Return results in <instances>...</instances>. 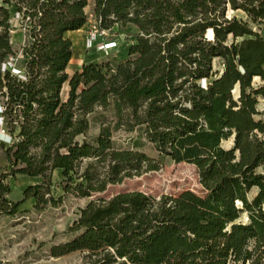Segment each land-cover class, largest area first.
<instances>
[{
    "label": "trees",
    "instance_id": "obj_1",
    "mask_svg": "<svg viewBox=\"0 0 264 264\" xmlns=\"http://www.w3.org/2000/svg\"><path fill=\"white\" fill-rule=\"evenodd\" d=\"M90 1L0 0V132L12 140L0 142L7 158L0 217H17L28 200L40 210L59 207L62 197L51 194L59 170L65 195L89 203L70 229L74 237L51 247L55 258L264 264V35L254 28L264 24V0H93L103 29L138 31L126 61L85 62L71 76L74 43L65 35L86 27ZM229 9L243 16L229 18ZM17 14L23 43L13 34ZM96 122L101 127L91 139ZM119 129L139 130L160 155L197 167L204 195L106 197L158 169L146 153L116 147ZM17 175L41 181L14 202L8 181Z\"/></svg>",
    "mask_w": 264,
    "mask_h": 264
},
{
    "label": "rangeland",
    "instance_id": "obj_2",
    "mask_svg": "<svg viewBox=\"0 0 264 264\" xmlns=\"http://www.w3.org/2000/svg\"><path fill=\"white\" fill-rule=\"evenodd\" d=\"M91 2V1H90ZM89 2V6L90 5ZM86 8L91 17L93 11ZM229 18L241 17L242 12H227ZM264 35V24L254 25ZM133 25L125 27H114L108 35L98 42L94 49H86V33L75 38L74 64L70 67V73L78 69L77 65L82 61L111 62L117 65L119 62L126 61L128 50L134 42L133 36L137 32ZM24 32L18 31L14 34L17 41H24ZM113 43L110 49L105 50L106 44ZM83 64V63H82ZM259 80H257L258 82ZM68 87L63 88L64 98L67 96ZM0 100H3L0 98ZM258 106L261 117L264 119V99L260 98ZM108 121L112 122L113 113H107ZM100 123L93 124L89 138L96 139L100 130ZM115 145L120 149H137L146 153L153 159L157 170L148 171L140 177L127 180L124 184L114 186L106 194L111 197L119 192L140 191L160 200L162 196H178L183 191H192L199 195H204V188L200 183L197 167L186 163H175L170 158L160 155L154 145L146 137H142L139 130L126 132L119 129L113 134ZM232 142L225 141L224 148L231 147ZM7 158L5 151L0 148V168H5ZM264 172V168L259 169ZM41 179H31L26 176L17 175L14 179H9L8 183L12 189L9 199L18 202L24 196V191L28 186L40 182ZM62 176L55 173L52 181V196L55 199L62 197V204L59 207L52 205L40 210L35 208V201L28 200L21 207L22 213L15 218L0 217V264H80L85 254L72 253L68 256L55 258L51 256V247L58 244L67 243L74 237L70 231L74 222L78 220L80 211L89 203V199H79L74 195L66 194L61 187ZM256 191L250 194L254 197ZM239 222H247L244 216Z\"/></svg>",
    "mask_w": 264,
    "mask_h": 264
},
{
    "label": "built area",
    "instance_id": "obj_3",
    "mask_svg": "<svg viewBox=\"0 0 264 264\" xmlns=\"http://www.w3.org/2000/svg\"><path fill=\"white\" fill-rule=\"evenodd\" d=\"M20 20H21V16L19 14H17L12 22V28H14L15 30L13 31V34L17 33L18 31H21V27H20ZM119 25L116 24L115 27H118ZM109 30H105L101 27L99 21L94 17V15L92 14L91 17L89 16V21L86 25V29H85V33H86V49L87 50H92L94 49L95 45L100 42L104 37H106L109 33ZM213 36V32L210 30L207 34V38L211 39ZM114 45L113 43L110 44H106L105 46V50L110 49L111 46ZM21 57V56H19ZM14 60H12L11 63H9L11 68H14ZM8 65H4V68H7ZM13 71H15L16 73H18V71L16 69H14ZM205 84V82H204ZM3 112V108L0 105V125L3 127V117L1 116V113ZM0 142H3L5 144H11L12 140L11 137L8 135V133L2 128L1 132H0Z\"/></svg>",
    "mask_w": 264,
    "mask_h": 264
},
{
    "label": "crops",
    "instance_id": "obj_4",
    "mask_svg": "<svg viewBox=\"0 0 264 264\" xmlns=\"http://www.w3.org/2000/svg\"><path fill=\"white\" fill-rule=\"evenodd\" d=\"M90 5L91 6H89V9L91 10V11H93V0L90 2ZM85 29H86V27L85 28H83V29H81V30H78L77 32H68V33H66V37L67 38H69L73 43H74V46H76V41H75V38H77V36H82V34H80V33H85ZM24 37V36H23ZM15 40H16V38H15ZM17 41V40H16ZM17 42H19V41H17ZM24 41H20V43H23ZM75 48V47H74ZM74 60H75V58H74V55H73V60L71 61V63L69 64V66L67 67V73L68 74H70L71 76L76 72V71H78V69H80L81 67H82V65L85 63L84 61H82L81 62V64H78L77 65V67H78V69H74L73 71H72V73H70V67L71 66H73V64H74ZM83 63V64H82ZM75 65V64H74ZM68 87V91H67V96L65 97V99L68 97V94H69V86H68V83H66L65 85H64V87L63 88H65V87ZM63 91V90H62ZM62 96H63V98H64V95H63V93H62ZM55 173H59L61 176H62V171H59V170H56V172Z\"/></svg>",
    "mask_w": 264,
    "mask_h": 264
}]
</instances>
